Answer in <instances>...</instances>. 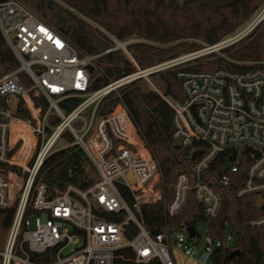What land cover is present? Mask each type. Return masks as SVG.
<instances>
[{
  "label": "built area",
  "instance_id": "1",
  "mask_svg": "<svg viewBox=\"0 0 264 264\" xmlns=\"http://www.w3.org/2000/svg\"><path fill=\"white\" fill-rule=\"evenodd\" d=\"M263 20L264 0L242 28L222 42L143 70L134 65L132 74L93 91L98 78L93 77L95 60L100 54L80 55L24 5L0 0V33L18 63L0 77V212L13 210L0 264H39L31 257L48 250L53 251L54 260L47 264H113L115 252L121 248L132 250L135 263L157 259L160 264H177L179 254L192 264H211L210 256L217 248L232 250L229 233L215 240L205 233L199 246V236L190 238L186 228L168 239L145 229L135 212L141 205L161 199L156 164L124 105L117 104L105 116H98L97 107L110 93L136 79L149 82L154 73L235 44ZM113 42L128 55V41ZM88 66L93 68L91 73ZM252 66L238 71L177 70L183 101L163 96L172 109L171 141L181 147L202 142L206 150L189 172H176L166 207L168 216L184 206L190 192L206 219L217 215L222 193L201 177L225 152L221 175L214 179L217 188L236 184L232 194L238 198L264 193V68ZM39 98L46 102L44 112L35 104ZM73 98L78 103L64 109L62 103ZM86 111L87 119L83 116ZM50 116L58 119L55 125H49ZM64 132L73 139L70 145L88 158L96 178L85 190L68 185L63 191L49 192L36 177ZM224 164L228 166L222 171ZM118 185L130 192L132 207L120 196ZM121 214L123 218L117 219ZM129 222L137 228L132 239L124 235ZM249 225L264 226V215ZM79 240L82 243L73 247Z\"/></svg>",
  "mask_w": 264,
  "mask_h": 264
},
{
  "label": "trees",
  "instance_id": "2",
  "mask_svg": "<svg viewBox=\"0 0 264 264\" xmlns=\"http://www.w3.org/2000/svg\"><path fill=\"white\" fill-rule=\"evenodd\" d=\"M15 1L24 5L70 43L80 55L100 54L95 60L98 78L91 87V90L95 91L111 81L132 74L137 66L143 70L197 47L187 40H199L208 45L216 44L246 21L263 0H237L225 8H213L197 3L184 5L181 0ZM130 36H136L142 41L127 44V55L116 47L113 40L124 43ZM246 37L243 42L238 41L235 44H239L231 48L233 50L229 52L230 58L237 62L264 61V20L252 31V35ZM146 41L160 46L148 44ZM108 49L112 51L103 54ZM209 55L192 60V63H183L177 68L154 73L148 77L149 82L139 78L122 86L118 89V96L112 92L99 103L97 114L105 116L117 104L124 105L156 164L159 174L158 186L162 190L161 199L152 204L141 205L139 212H135L150 234L161 233L168 239L182 228H194L199 222H204L205 233L210 238L223 239L225 234L229 233L234 241L232 250L217 248L210 256L211 264H264V226L249 225L251 220L264 215V193L238 198L232 194L236 184L217 188L214 179L221 175L220 168L226 159V152L216 157L201 177L205 183L222 193L217 215L206 219L191 192L187 195L184 206L175 215L166 214L176 172H189L190 165L206 150V144L202 142H196L190 147H181L171 141L172 109L163 96L183 101L184 93L177 78V70L212 72L217 68H228L238 71L253 67L232 64L212 53ZM17 66L15 57L0 33V77ZM257 66L264 68L261 63ZM156 75H159L164 83V92H161V95L150 81ZM142 80H145L149 87L151 84L153 89H143L139 85ZM77 103L78 99H69L62 103V107L68 110ZM35 104L45 111L47 105L42 98L36 99ZM21 117L27 118L24 114ZM57 122L55 116L48 119L51 126ZM62 140L68 145L73 141L68 132L63 133ZM243 154L248 157V151ZM87 168H91L96 174L85 154L75 145H70L53 151L45 158L36 182L43 183L49 192L63 191L68 185L85 190L94 181V178L88 175ZM242 172L243 170H240V176ZM117 190L125 203L132 207L133 199L128 189L118 185ZM12 216V209L0 212V249ZM122 218V214L117 217L119 220ZM136 232L137 228L132 222L124 228L126 239H132ZM234 250H238L239 254L228 260V255ZM31 260L47 264L54 260V254L48 250L43 254L33 255ZM113 264L143 263L134 262L131 249L121 248L115 252ZM144 264L160 262L155 259Z\"/></svg>",
  "mask_w": 264,
  "mask_h": 264
},
{
  "label": "rangeland",
  "instance_id": "3",
  "mask_svg": "<svg viewBox=\"0 0 264 264\" xmlns=\"http://www.w3.org/2000/svg\"><path fill=\"white\" fill-rule=\"evenodd\" d=\"M181 1H182V0H181ZM247 20H248V19H247ZM247 20H246V21H247ZM246 21L242 22V24H240V25H239V26H238V27H237V28H236L231 34L224 36V37H223L221 40H219L216 44L222 42L223 40H225L226 38H228L230 35H232V34H234L235 32H237L240 28H242V26L246 23ZM250 35H252V32L249 33L247 36H250ZM246 38H247V37H246ZM244 39H245V37H244L243 39H241V40L239 41V43H240L241 41L243 42ZM127 41H128L129 43H131V42H139V41H142V40H141L140 38L136 37V36H130V37H128ZM146 42H147L148 44H152V45H154V46H160L159 44L157 45V44H154V43H152V42H148V41H146ZM187 42L190 43V44H195V45H197V47L194 48L193 50L189 51V52H186V53H184V54H182V55H179V56H177V57H175V58H173V59H170V60H176V59H179V58H184V57H186V56H189V55L195 54V53H197V52H200V51L206 49L208 46H211V45L205 44L204 42L199 41V40H196V41H195V40H187ZM239 43H237V44H239ZM237 44H234V45L228 46V47L222 49L221 51H218L217 53H212V54H214V55L217 56V57L224 58L225 61H227V62H231L232 64H238V65H243V66L258 65L259 63L264 64V61H253V60H251V61L237 62V61H235L234 59H231L230 56H229V52H231V51L233 50V49H231V48H232L233 46L237 45ZM163 46L165 47V46H167V45H163ZM224 50H229V51L226 52V51H224ZM207 55L210 56L209 54H207ZM207 55H204V56H207ZM197 58H199V57H197ZM197 58H195V59H197ZM201 58H202V56H201ZM195 59H193V60H195ZM167 61H169V60H167ZM163 62H165V61H163ZM189 62L192 63V60L189 61ZM161 63H162V62H161ZM158 64H160V63H158ZM158 64H155V65H153V66H156V65H158ZM188 64H189V63H188ZM153 66H150V67H153ZM150 67H148V68H150ZM137 68L140 69V70H142L141 68H139V66H137ZM135 70H136V68H135ZM97 71H98L97 69L94 71V73H93V77L96 76V75L98 74ZM150 81L152 82L154 89H157L158 91H160V93H161V92H162V93L164 92V83L162 82V80H161V78H160L159 75L153 76V77L150 79ZM139 85H140L143 89H148V88L153 89V87H152L151 85H150L151 87L148 86V84H147V82H146L145 80L140 81ZM114 93H115V95L118 96V95H119V90L115 91ZM83 116L87 119V118H88V111H86V112L83 114ZM67 145H68V143H66L65 141H63V140H59V141L57 142V144L54 146V149H55V150H58V149H61V148L67 147ZM87 172H88V175H89L90 177L94 178V180H95V178H96V174L93 173V170H92L91 168H90V169L87 168ZM173 184H174V183H173ZM172 189H173V186H172ZM205 228H206V224H205L204 222H199V223L196 224L195 227H194V229H195L197 235L199 236V237H198L199 246H201V244H202V242H203V238L205 237ZM6 234H7V233H6ZM81 243H82V240H79V241H78V244L74 245L73 247H76L77 245H79V244H81ZM177 258H178V260L182 263L183 260H181L180 256L177 257ZM190 262H191V261H190ZM191 263H192V262H191Z\"/></svg>",
  "mask_w": 264,
  "mask_h": 264
},
{
  "label": "water",
  "instance_id": "4",
  "mask_svg": "<svg viewBox=\"0 0 264 264\" xmlns=\"http://www.w3.org/2000/svg\"><path fill=\"white\" fill-rule=\"evenodd\" d=\"M236 1L237 0H182V4L186 5V4H190V3H197L199 5L209 6V7H213V8H225V7L233 4ZM88 71L90 73L93 71L92 66H88ZM228 160H230V158H228ZM227 166H228V164H224L222 166V171H225L227 169ZM186 232L190 238H192L196 235V232H195L193 227H187ZM238 254H239V251L234 250L228 255L227 259L231 260L232 258L237 256Z\"/></svg>",
  "mask_w": 264,
  "mask_h": 264
},
{
  "label": "crops",
  "instance_id": "5",
  "mask_svg": "<svg viewBox=\"0 0 264 264\" xmlns=\"http://www.w3.org/2000/svg\"><path fill=\"white\" fill-rule=\"evenodd\" d=\"M196 232V231H195ZM197 234V233H196ZM180 256V258H181V260H183L182 261V263L178 260V258L177 257H179ZM176 263L177 264H192L191 262H190V260H185L181 255H179V254H177V256H176Z\"/></svg>",
  "mask_w": 264,
  "mask_h": 264
},
{
  "label": "bare ground",
  "instance_id": "6",
  "mask_svg": "<svg viewBox=\"0 0 264 264\" xmlns=\"http://www.w3.org/2000/svg\"><path fill=\"white\" fill-rule=\"evenodd\" d=\"M29 136V135H28ZM31 137H29L28 139H30Z\"/></svg>",
  "mask_w": 264,
  "mask_h": 264
}]
</instances>
